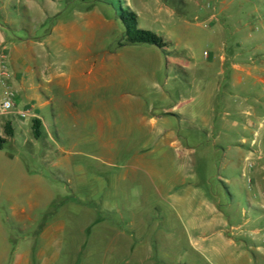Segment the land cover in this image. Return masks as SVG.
I'll return each instance as SVG.
<instances>
[{
  "label": "rangeland",
  "instance_id": "374dc122",
  "mask_svg": "<svg viewBox=\"0 0 264 264\" xmlns=\"http://www.w3.org/2000/svg\"><path fill=\"white\" fill-rule=\"evenodd\" d=\"M99 1L112 3L118 16L122 14L123 0ZM197 1L187 19L190 31L184 32L179 17L171 19L169 31L178 43L177 53H187L193 63L203 66L205 54L213 49L204 36H211L214 29L211 24L197 27L207 21ZM92 5H98L97 0H0V45L10 49L6 36L43 43L55 17ZM123 9L128 13L124 5ZM140 28L163 36L159 27ZM166 45L176 53V46ZM40 50L48 56L47 47ZM141 57L154 58L144 52ZM170 72L159 77L158 88L142 82L140 93L124 100V106L139 111L120 112L109 102L101 127L98 118L79 114L77 122H64L53 133L43 128L39 141L31 129L33 120H38L33 106H18L35 119H15V137L0 151V249L9 245L24 254L30 248L32 264H231L240 255L241 264L262 260L256 249L246 252L203 231L200 227L210 218L200 205L211 199L214 190L231 226L241 223L234 215L246 212L251 228H264V216L258 212L264 204V131L257 155L230 179L232 201L218 181L221 154L212 144H172L186 126L180 118L185 107L173 115L171 110L196 94L178 67H170ZM28 82L37 85L35 79ZM40 117L53 126L48 110ZM161 117L164 121H158ZM4 121L0 118V124ZM8 157L21 163L9 162ZM250 164L253 172L243 179L242 169ZM19 167L31 178L25 180ZM249 179L254 181L253 192Z\"/></svg>",
  "mask_w": 264,
  "mask_h": 264
},
{
  "label": "crops",
  "instance_id": "0c3cea01",
  "mask_svg": "<svg viewBox=\"0 0 264 264\" xmlns=\"http://www.w3.org/2000/svg\"><path fill=\"white\" fill-rule=\"evenodd\" d=\"M193 2L123 0L120 12H124V5L125 11L134 14L139 30H142L140 25L161 28L163 31L159 34L163 36L152 28L150 33L163 39L164 44L176 46L174 51L179 52L178 43L174 42L169 31L171 19L179 17L184 24V32H189L187 19ZM196 4L207 20L197 27L211 24L214 29L211 36H204L213 49L205 54L203 66L193 63L194 59L185 52L182 55V51L181 57L172 56L168 47L161 51L151 45L126 46L125 29L117 10L112 3L105 1L98 3L99 6H81L55 17L43 43L33 41L36 39L25 41L16 36H6L10 49L0 45V50L9 58L10 87L18 94L19 106L32 105L46 132H55L64 122H77L79 114L98 118L101 127L109 102L116 104L115 110L120 112L130 114L139 111L135 107L124 106V100L140 93L142 82L152 83L158 88L160 78L168 72L171 74L170 67H178L196 97H190L171 110L173 115L177 109L185 107L180 118L186 126V131L174 138L172 144L191 143L197 147L212 144L216 148L215 153L221 154V159L217 160L218 181L234 201L230 179L243 164L251 162L257 155L264 131V0H200ZM43 47L48 49L47 57L39 51ZM142 52L153 54L154 58H142ZM164 52L170 55L166 56ZM32 79L37 81V85L29 84L28 80ZM169 81V77L164 80L165 84ZM46 110L52 115L53 126L40 117ZM15 119L5 118L0 124L1 138H6V124L14 126ZM158 121H164L163 117ZM8 160L21 163L13 157H8ZM258 160L261 161L262 157L259 156ZM248 167L242 169L243 179L253 172H249ZM19 169L25 180L31 178L28 172L21 167ZM262 176L264 181V167ZM211 192V199L200 205L201 209L209 212L210 219L204 221L200 228L212 232L223 242L228 240L230 245L251 251L250 232L264 228H251L246 212L233 214L236 222L241 220V223L231 226L230 215L221 211L219 196L214 190ZM184 206L175 204L176 208ZM258 212L264 216V204ZM20 213L24 216L25 210L21 208ZM228 237L232 239H226ZM41 239H46L45 233ZM29 250L18 254L6 245L0 249V264H32ZM257 251L261 253L262 260L252 261V264H264V249ZM40 256L38 253L37 257ZM240 259H243L242 255L231 264H241Z\"/></svg>",
  "mask_w": 264,
  "mask_h": 264
},
{
  "label": "built area",
  "instance_id": "2783aa9c",
  "mask_svg": "<svg viewBox=\"0 0 264 264\" xmlns=\"http://www.w3.org/2000/svg\"><path fill=\"white\" fill-rule=\"evenodd\" d=\"M11 78L9 58L3 50H0V118L11 120L16 117L20 121L35 119V117L31 116V111H23L18 108V94L10 87ZM253 168L254 166L250 164L248 171L252 172ZM248 184L250 187L249 191L253 192V181H249ZM262 196L264 199V193ZM250 233L252 235L250 249H264V229L252 230Z\"/></svg>",
  "mask_w": 264,
  "mask_h": 264
},
{
  "label": "trees",
  "instance_id": "16d2710c",
  "mask_svg": "<svg viewBox=\"0 0 264 264\" xmlns=\"http://www.w3.org/2000/svg\"><path fill=\"white\" fill-rule=\"evenodd\" d=\"M76 1H84V0H76ZM97 3H101L97 0ZM122 14L118 16L119 21L122 23L125 29V45L126 46H135V45H151L156 47L157 49L164 51L167 48V45L164 44L163 39L157 37L155 34L150 32H145L138 29V19L134 14L121 12ZM121 45V44H120ZM166 56L167 54L164 52ZM175 57H181L180 53H174ZM32 134L36 141H39L42 137V129L43 125L39 120H33L32 122ZM5 139L0 137V151L4 149L5 145L8 143L9 140L14 139L15 132L13 125L11 123L6 124L5 126Z\"/></svg>",
  "mask_w": 264,
  "mask_h": 264
}]
</instances>
